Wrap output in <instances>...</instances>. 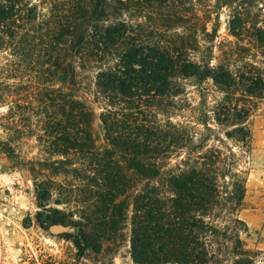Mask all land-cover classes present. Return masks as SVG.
<instances>
[{
  "label": "trees",
  "instance_id": "16d2710c",
  "mask_svg": "<svg viewBox=\"0 0 264 264\" xmlns=\"http://www.w3.org/2000/svg\"><path fill=\"white\" fill-rule=\"evenodd\" d=\"M0 2V51L12 50L31 73L24 85H11L7 65L0 66V105L7 107L0 154L18 164L14 145L34 136L51 156L19 163L34 181L39 225L73 230L58 235L79 257L90 248L99 253L120 232L122 241L128 230L133 264H256L260 251L248 247L240 217L250 107L220 103L217 131L200 109L204 133L197 139L194 127L170 120L174 106L165 99L178 74L259 97L264 74L201 71L166 47L137 40L125 23L89 27L96 11L77 2L62 4L63 14L48 22L38 21L31 2L23 15L8 5L17 0ZM92 104L101 105L98 115ZM48 169L78 182L71 191L76 212H69L77 219L67 222L65 211L49 206L51 188L62 184L41 173Z\"/></svg>",
  "mask_w": 264,
  "mask_h": 264
},
{
  "label": "rangeland",
  "instance_id": "374dc122",
  "mask_svg": "<svg viewBox=\"0 0 264 264\" xmlns=\"http://www.w3.org/2000/svg\"><path fill=\"white\" fill-rule=\"evenodd\" d=\"M17 1L18 6L8 5L23 15L32 7L27 5L31 2L37 8L38 21L44 22L50 21L53 15H62L65 9L62 4L77 2V5L88 6L91 12L96 11L89 27L125 23L132 27L137 40L166 47L174 57L200 66L201 71L224 67L236 77L254 72L264 74V0ZM97 4H105V12H101ZM15 21L16 27L26 29L25 21ZM12 53V50L0 51V66L7 65L9 84L24 85L31 73ZM172 81L173 95L165 99L174 106L170 120L194 127L197 139L204 133L197 124L203 119L200 109L207 115L204 120L217 131L220 128L214 121L213 111L220 103L231 99L236 105L250 107L244 122L251 133L250 150L241 153L240 146L228 144L245 155L246 193L240 217L248 226L249 236L245 239L248 247L260 251L256 264H264V92L259 97H249L237 86L228 90L211 79L201 81L180 74ZM92 107L98 115L101 105L92 104ZM6 111L7 107L0 105V121ZM166 118V115L158 116L161 121ZM6 137L0 126V139ZM14 146L18 164L0 154V264H133L128 230L124 231L122 241L120 232L99 253L90 248L79 257L70 240L43 229L37 221L39 208L33 178L27 166L19 163L42 162L51 156L34 136L23 138ZM41 173L62 184L60 188H51L49 206L65 211L67 222L77 219V215L71 217L69 212H76L77 203L73 202L71 191L78 182L69 175L53 176L50 169Z\"/></svg>",
  "mask_w": 264,
  "mask_h": 264
},
{
  "label": "water",
  "instance_id": "95a60500",
  "mask_svg": "<svg viewBox=\"0 0 264 264\" xmlns=\"http://www.w3.org/2000/svg\"><path fill=\"white\" fill-rule=\"evenodd\" d=\"M51 231L59 234L61 232H65L66 228H64L63 226L61 225H53L49 228Z\"/></svg>",
  "mask_w": 264,
  "mask_h": 264
}]
</instances>
